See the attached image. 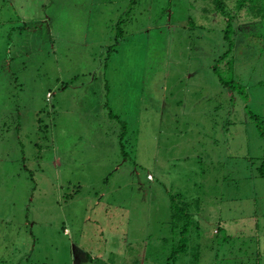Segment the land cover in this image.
Instances as JSON below:
<instances>
[{
    "label": "rangeland",
    "instance_id": "374dc122",
    "mask_svg": "<svg viewBox=\"0 0 264 264\" xmlns=\"http://www.w3.org/2000/svg\"><path fill=\"white\" fill-rule=\"evenodd\" d=\"M213 6L0 0V264H167L171 194V264H264L262 22L230 68Z\"/></svg>",
    "mask_w": 264,
    "mask_h": 264
},
{
    "label": "trees",
    "instance_id": "16d2710c",
    "mask_svg": "<svg viewBox=\"0 0 264 264\" xmlns=\"http://www.w3.org/2000/svg\"><path fill=\"white\" fill-rule=\"evenodd\" d=\"M210 3H213L214 11L223 15L228 22L226 29L224 30V39L228 42V49L223 52L218 58L219 61H224L228 59V63L230 68H234L235 57L233 55L234 47L237 41L234 39L235 35V26L234 20L235 17L244 10L246 14L251 17V19L262 22L261 31L259 32V36L256 39L259 42V50L260 55L264 56V0H206ZM231 1L233 2L231 4ZM259 55V56H260ZM224 85L228 88L233 89L234 92L240 93V89L242 90V84L239 81L231 78L230 80L222 81ZM233 97V96H232ZM253 120L256 122L257 127L260 130V134L264 138V120L257 114H252ZM233 122V121H232ZM231 123L230 120L228 124ZM224 127H226L224 125ZM229 142V140H228ZM262 165L258 168L261 176L264 178V155H263ZM178 199L176 196L171 194L172 200V219L175 220L177 224L176 229L179 230L176 234L180 235L182 241H184L183 245L181 244L179 247L175 248L171 254L170 260L167 264H171V261L176 258L179 252H186L187 240L189 239L188 234L190 233V225L192 222V217L189 214L188 209L190 208L188 203L182 201L178 204ZM183 223V225H182ZM181 229V230H180ZM221 228H219L220 230ZM175 261V260H174Z\"/></svg>",
    "mask_w": 264,
    "mask_h": 264
},
{
    "label": "crops",
    "instance_id": "0c3cea01",
    "mask_svg": "<svg viewBox=\"0 0 264 264\" xmlns=\"http://www.w3.org/2000/svg\"><path fill=\"white\" fill-rule=\"evenodd\" d=\"M148 179H150V178H148ZM152 179H154V177H153V178H151L150 180H152Z\"/></svg>",
    "mask_w": 264,
    "mask_h": 264
},
{
    "label": "bare ground",
    "instance_id": "6f19581e",
    "mask_svg": "<svg viewBox=\"0 0 264 264\" xmlns=\"http://www.w3.org/2000/svg\"><path fill=\"white\" fill-rule=\"evenodd\" d=\"M6 63V62H5ZM67 230V229H66Z\"/></svg>",
    "mask_w": 264,
    "mask_h": 264
}]
</instances>
